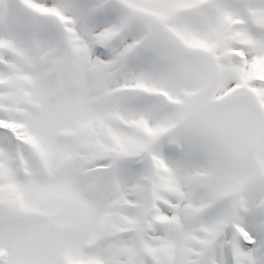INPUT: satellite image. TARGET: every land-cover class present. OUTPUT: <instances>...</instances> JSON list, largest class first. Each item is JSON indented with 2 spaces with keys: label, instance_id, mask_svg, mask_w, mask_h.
I'll return each mask as SVG.
<instances>
[{
  "label": "snow or ice",
  "instance_id": "1",
  "mask_svg": "<svg viewBox=\"0 0 264 264\" xmlns=\"http://www.w3.org/2000/svg\"><path fill=\"white\" fill-rule=\"evenodd\" d=\"M0 264H264V0H0Z\"/></svg>",
  "mask_w": 264,
  "mask_h": 264
}]
</instances>
